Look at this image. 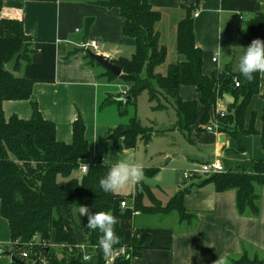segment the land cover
Wrapping results in <instances>:
<instances>
[{"label": "crops", "instance_id": "0c3cea01", "mask_svg": "<svg viewBox=\"0 0 264 264\" xmlns=\"http://www.w3.org/2000/svg\"><path fill=\"white\" fill-rule=\"evenodd\" d=\"M148 1L163 14L162 30L168 46V62L176 54L173 17L183 12L184 6L195 7V42L203 50V72L208 76L218 74L227 66L239 72V58L247 47L240 30L253 15L264 12V0ZM97 2L5 0L2 12L7 18L21 20L26 34L32 38L33 51L29 59L22 61L17 74L35 81L33 93L43 116L55 122L57 139L72 143L73 125L81 115L93 157L101 156L111 166L129 157L137 162L138 145L129 148L123 139H120L119 145L111 140L120 122L116 108L113 105L100 107L105 88L111 84H128H121L122 80L118 78L110 79L105 73L107 70L89 56L88 50L92 48L84 47L95 40L99 44L96 53L116 63L121 58H131L136 51V43L133 38L123 34L124 18L120 11L102 7ZM214 57H217V61L213 60ZM180 95L185 101L198 102L199 115L190 133L176 127L177 122L174 124L181 134L182 147L179 151L183 163L180 161L178 165L170 166L175 161V155L162 153L155 165L143 166L141 182H132V185L125 186L127 189L124 191H117L120 197L115 200L113 212L120 218L126 243L130 244L133 238L146 237L145 248L133 260V264H219V258L226 260L231 255L239 254L242 242L252 244L264 255V190L261 214L258 217L242 216L237 210L235 190L218 192L212 184L200 187L197 186L200 179L190 180L183 175L184 171L215 158H219L226 169L236 170L242 167L251 170L252 162L264 160L260 135L264 113V73H261L259 93L252 97L245 115V129L253 124L257 133H242L238 138L223 133L226 136L224 142L220 140L222 133L207 131L201 123L205 108L197 87L181 86ZM234 101L232 94L223 95L222 103L226 109ZM4 111L7 118L18 115L22 119H30L33 114L29 100L5 101ZM150 141L147 144L142 142L148 146ZM147 160L154 161L153 158ZM179 166H183V169ZM149 169L158 171L149 175ZM144 187H149L152 193L144 198V204L148 206L153 204L155 197L166 206L175 194L185 191L184 206L196 214V222L191 226L190 223L181 222L177 212L136 211L133 198L137 189ZM122 199L127 201L125 207L121 206ZM1 207L0 201V264H13L14 260L6 253H12L13 248L10 224L2 215ZM74 232L78 245L83 244V233L77 225H74ZM95 263L94 257L84 262Z\"/></svg>", "mask_w": 264, "mask_h": 264}, {"label": "trees", "instance_id": "16d2710c", "mask_svg": "<svg viewBox=\"0 0 264 264\" xmlns=\"http://www.w3.org/2000/svg\"><path fill=\"white\" fill-rule=\"evenodd\" d=\"M4 1L0 0V201L1 213L10 224L12 253L28 264H84L74 232V225H77L82 230L87 254L96 257L95 264H106L107 256L98 244L102 234L99 229L86 227L87 216L78 215L77 209L84 205L92 213L109 212L118 218L115 231L120 242L113 250L125 247L127 252L125 256L116 258L113 264H133L145 248L146 237L133 238L130 244L126 243L120 218L113 212L115 200L120 195L117 192L105 193L99 185L100 179L112 166L101 156H92L81 115L73 125V142L57 139L55 122L43 116L33 93L35 81L17 74L22 61L29 59L33 51L32 38L26 34L21 20L3 15ZM97 4L108 9L117 8L124 18L123 34L136 43V51L131 58H121L116 62L123 70L119 77L110 71L105 72L110 79L118 78L130 85L126 98L114 97L100 105L101 108L113 105L120 118L111 135L115 145L123 139L126 147L135 148L139 140L145 144L151 140L153 130L142 125L137 113L138 98L143 92H148L149 101L156 103L157 109L166 107L161 98L171 103L178 116L176 127L190 133L199 117L198 102L181 98L180 88L184 85L197 87L201 94L205 108L201 123L205 129L223 95L230 93L235 101L229 112L220 118L219 132L234 138L242 133H257L253 124L245 129V115L252 97L259 93L261 73H255L251 82L229 66L218 74H204L203 50L195 42L193 5L183 7L185 14L176 29V54L172 61L167 62L163 14L148 0H98ZM240 33L247 46L255 39L264 40V12L247 20ZM23 46L24 55L12 71L8 70L6 64ZM235 79L239 86H236ZM8 100H29L32 117L22 119L13 115L7 118L4 102ZM260 135L264 147V113ZM87 160V173L75 176ZM251 168H230L215 174L199 175L195 177L200 179L197 186L212 184L218 192L235 190L239 214L258 217L262 209L264 160L252 162ZM157 171L149 169L147 173L154 175ZM151 194L148 188L137 189L133 198L136 211L177 212L181 222L190 223V226L196 222V214L184 206L185 191L175 194L166 206L156 198H153L152 205H145L144 198ZM24 253L28 254L27 258ZM226 261L227 264H264V255L252 244L242 242L241 252L229 256ZM13 264L18 263L13 261Z\"/></svg>", "mask_w": 264, "mask_h": 264}, {"label": "clouds", "instance_id": "9594fccd", "mask_svg": "<svg viewBox=\"0 0 264 264\" xmlns=\"http://www.w3.org/2000/svg\"><path fill=\"white\" fill-rule=\"evenodd\" d=\"M239 73L251 82L255 73H264V40L255 39L245 47L243 55L239 58ZM144 177L143 166L134 162L131 157L121 160L109 168L106 175L100 179L99 185L103 192L115 194L130 182L139 183ZM79 217L87 216L86 227L91 230L99 229L102 234L98 244L105 256H110L114 246L119 244L120 238L115 231L118 218L109 212L89 211L87 206L80 205L77 209ZM219 264H227L225 259L219 258Z\"/></svg>", "mask_w": 264, "mask_h": 264}, {"label": "rangeland", "instance_id": "374dc122", "mask_svg": "<svg viewBox=\"0 0 264 264\" xmlns=\"http://www.w3.org/2000/svg\"><path fill=\"white\" fill-rule=\"evenodd\" d=\"M185 12H179L176 15H174V19L172 20L173 24V43H174V50L176 52V29H177V23L178 21L184 16ZM175 54V53H174ZM167 58V62H168ZM119 83V82H118ZM121 84H124V82H120ZM129 84L128 86L124 85H114L111 84L110 87L105 88L106 91L103 92L102 99L104 101L110 100L114 97L118 96H125L127 95L129 91ZM128 87V88H127ZM103 101V103H104ZM161 103L166 105V108L164 109H157L156 103H150L149 101V94L148 92H143L139 98H138V115L142 121V124L144 126H150L154 130V137L152 138V141H150L149 145L146 146L141 140L138 142V146L136 148L137 150V162L142 164V166H151L155 165L156 162L159 160H156L158 157L161 156L162 153L168 152L172 155H175V161L173 163H170V166L178 165L181 161L180 151L179 148L182 147V144L180 142V136L181 134L176 131L174 128V124L177 122V115L174 111V107L171 105V103L165 101L163 98H161ZM223 104V103H222ZM232 105L226 109V112H229ZM112 116V115H107ZM208 125V124H207ZM147 158L151 159L153 158V162H149ZM166 162V158L163 161ZM182 162V161H181ZM151 163V164H148ZM183 163V162H182ZM180 169H183V166H179ZM198 165L193 167V169L197 168ZM75 176H82L81 172L77 171L75 173ZM191 180V179H190ZM180 181V179H179ZM132 185V182L129 183ZM147 187V186H146ZM149 188V187H148ZM127 189L126 187H123L122 189H119V191H124ZM175 196V195H174ZM173 196V197H174ZM172 197V198H173ZM156 198V197H155ZM157 199V198H156ZM171 200V199H170ZM169 200V201H170ZM158 202H161L157 199ZM171 221V220H170ZM25 250V249H24ZM91 256V255H90ZM96 259V257H95Z\"/></svg>", "mask_w": 264, "mask_h": 264}, {"label": "built area", "instance_id": "2783aa9c", "mask_svg": "<svg viewBox=\"0 0 264 264\" xmlns=\"http://www.w3.org/2000/svg\"><path fill=\"white\" fill-rule=\"evenodd\" d=\"M198 13H195V16H197ZM84 47H91L93 52H97L99 48L98 42L95 40L90 41L88 44H85ZM214 61H217V57L213 58ZM236 86H239L240 83L235 79ZM226 108L222 104V101H219L216 107L215 114L211 120V122L206 126L207 131L215 132V133H221L219 132V127L221 124L219 123L220 118H222L226 114ZM223 134V133H222ZM223 162L219 158H215L214 160H211L209 162L201 163L197 168L195 169H189L184 171L183 175L186 179H193L199 175H208V174H215L218 172L226 171ZM88 171V163L84 162L80 167L81 174H86ZM127 205L126 199L121 200V206L125 207ZM52 245L58 246V244L53 243ZM77 248L80 250L82 255V261L87 262L91 260L92 256L87 254L86 252V246L84 244L78 245ZM127 252V249L125 247H122L117 250H113L110 256L106 257V264H113L116 260V258H119L121 256H125ZM23 256L25 258L28 257L27 253H24Z\"/></svg>", "mask_w": 264, "mask_h": 264}, {"label": "water", "instance_id": "95a60500", "mask_svg": "<svg viewBox=\"0 0 264 264\" xmlns=\"http://www.w3.org/2000/svg\"><path fill=\"white\" fill-rule=\"evenodd\" d=\"M25 52V46L21 48L18 52L14 54L12 59L6 64V67L8 70L12 71L18 64L19 59L24 55ZM89 56L94 59L97 63L102 65L107 71H110L114 76H120L122 74V68L116 64L113 63L112 60L103 55V54H98L96 52H93L92 50H88ZM121 98H126V96H123ZM221 142H224L226 140V136L224 134L221 135L220 137ZM6 253L12 257V259L17 262L18 264H28L26 261L16 258L14 255H12L11 252L6 251Z\"/></svg>", "mask_w": 264, "mask_h": 264}]
</instances>
